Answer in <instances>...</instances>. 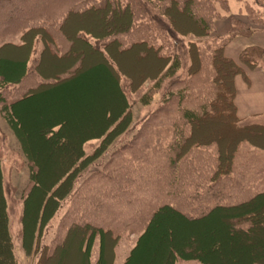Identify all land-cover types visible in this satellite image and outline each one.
Here are the masks:
<instances>
[{"label":"trees","instance_id":"1","mask_svg":"<svg viewBox=\"0 0 264 264\" xmlns=\"http://www.w3.org/2000/svg\"><path fill=\"white\" fill-rule=\"evenodd\" d=\"M225 2L226 0H0V38L19 36L20 41L18 45L5 42L0 46V54L6 48L21 51L28 46L22 72L17 81L11 84H22L27 81L31 83L30 77L34 76V74L36 76L39 75L43 79L36 80V84L32 82L34 85L22 84V88L19 87L22 91L17 94V89L19 88L10 89L11 92L3 91L1 87L6 85L8 80L0 73V118L5 121L14 134L18 147L27 160V184L20 195L22 212L19 221L21 226L19 233L24 255L26 257H35L34 264H42L43 260L54 257L56 252L65 246L70 236L81 240L79 250L81 253H85L86 264H91L89 259L90 247L95 239H98L100 244V257L96 264H101V248L103 249L104 242L107 243L108 252H110V264H113L115 246L121 240V233H127V231L125 228L116 230L114 226H107L113 221L115 216H119L118 212L116 215L114 213L110 219L105 214H96V211L102 206L108 205L109 207L113 203L119 202L122 191H119L116 186L114 187V178L116 176H112L116 174L115 172H117L116 170L119 167L126 164L123 167H127L130 172L133 169L131 174L122 173L117 175L119 178L116 180L117 182L125 183L126 186L128 183L134 182L133 189H140L137 179L141 182L143 181L142 176L149 178V172H143L140 175L135 171L136 168L131 162L125 163L119 150L113 151L108 161H105L101 168L89 173L74 189L77 177L88 165L87 159H90L89 156L86 158L82 156L79 146L75 151L69 148L64 151L66 156L62 162V167L58 171L64 169V167L67 168L52 183L46 185V182V184L42 182L45 176L40 165L32 157L26 146L17 109L28 98L34 96L39 88L53 87L73 77L74 74L72 75V72L80 66L87 50L97 55L100 62L110 70L116 80V89L122 99V109L119 113L121 116L120 120L117 118L118 123L115 122L113 124L114 134L126 132L131 122V111H126L128 110L127 107H129L126 98L128 92L138 94L145 80L151 81V87L147 88L140 98L141 103H149L154 99L155 93L159 92L164 86V83L171 79L170 87L164 92L160 104L151 111V116H157L158 119H155V124L149 128L152 131L153 142L150 144L146 143V145L159 147L160 149L155 148L156 152L158 155L165 156L166 165L165 163L159 164L158 168L167 167L165 174H168L167 184L170 189L166 193L169 199L157 204L152 209L150 208L151 210H147L148 206H146L147 208L143 207L134 210L137 215L142 216L144 219L139 225L141 226L140 229H137L141 233L137 237L135 246L131 249L129 258L133 256L143 236L161 214L170 213L186 222L198 223L222 211L223 217L229 223L231 233L250 235L255 230L254 235L257 237L260 234L264 235V222L259 221L261 215L257 211V207H255V201L264 196V188H258L248 198L233 203L224 201L230 200V195H224L221 189L223 186L218 183L221 178H226L229 175L233 176L236 172L234 164L237 154L246 145L249 146L253 153L257 154L258 152L261 155V159L256 169H253L252 163L254 162L252 159L256 158H246L242 171H239V177L243 178L242 176H244L247 179L243 182L239 181L238 184H236L237 181L235 184L232 183L231 189H240L246 184L249 186L247 189L249 193L250 191L248 190L252 189L250 185H256L261 182L259 179L263 176H259V173L264 170V145L260 146L251 142L252 140L248 136L249 133L254 134L259 130H264V124H239L237 117H235V106L231 100L233 96L232 90L234 89L233 77L239 72H243V70L237 65L236 61L224 55V48L231 38L251 32L249 23L239 22V25L232 23L230 33L227 36L210 37L213 31L214 15L217 17L214 4H225ZM26 3H30V5ZM94 13L104 15L105 28L110 33L103 36H114L113 39L107 40L102 46L94 45L87 39V37L93 38L96 36L95 32L86 29H76L73 34H70L67 28L69 23L70 27H76L75 21L77 18H89ZM180 16H183L188 21V24L182 23L179 28L176 23H178L177 20H179ZM185 25H189L187 29L184 28ZM119 36H123L125 39L122 41ZM177 37H194V39L186 40L187 42L184 45V52L188 57L189 63L185 66V77L179 79L177 78V72L183 66V59L178 54L177 46L179 43L176 41L178 40ZM35 38H38L43 46L39 58L35 59L36 61H34V64L32 63L31 67H28L26 63L31 52L32 41ZM95 38L101 40L99 36ZM195 39L200 41L209 39L210 41L203 42L200 47ZM56 43L57 48H55ZM112 50L119 54L135 51L138 53L137 58L139 60L150 56V59L157 66L160 63L162 65L154 75L146 74L141 75L140 78L132 79L121 69L119 62L112 55ZM263 53V49L259 46H247L241 50L240 60L246 66L253 67ZM44 55H47L50 60L62 61L64 58H68L66 64L68 68L63 71H66V74L64 73L65 75H63V72H59L56 77L48 78L46 81V78L42 76L39 70V65L43 62ZM203 75L209 82L205 87L196 84L197 80H201L199 76L201 78ZM225 78L228 79L227 86H225ZM122 80H125L124 85ZM178 81H183V83L176 90L173 86ZM24 86L28 88L25 90ZM13 90L14 92L12 93ZM175 96L178 99L176 103L173 102V97ZM112 112L111 114L108 113V116H112ZM149 116L146 115L144 121ZM220 116L226 117V119L231 117L234 128L232 130L235 132L233 137L227 138V136H222L220 133L217 136L219 139L214 138L205 143L193 139L194 124L200 127L201 123L210 122L209 120L213 118L219 119ZM166 117H168L169 122L163 124ZM158 127L164 131L162 134L166 132V142H164L165 134L154 133L159 131L157 130L159 129ZM59 132L60 124L55 125L54 123L44 138L50 139L51 136ZM95 136L88 135L84 139ZM115 139L113 138L110 141L112 142ZM0 140L2 141L3 137H0ZM222 140L226 141L223 154L221 153L222 144L220 143ZM110 141H107L105 145L101 143L97 147L95 150L96 156L102 155L107 150V147L111 144ZM212 146L216 152V164L210 176L209 172L199 173L194 167V161L180 166V163L186 157H189L191 151ZM77 152H79L78 155ZM70 157H74V159L69 164ZM135 162L133 161V163ZM135 166H137V163H135ZM106 168H109V170ZM153 173L160 175L155 170ZM182 186L190 190L189 195H187L189 196V201H197V205H193L186 210L196 209L195 212L183 210L179 204L170 200L172 197L185 193ZM183 196L186 195H181V197ZM133 197L135 198L130 199H134L135 203L141 199L140 196ZM65 199H68V207L59 219L56 235L49 244H42L51 221ZM177 200L180 201V198ZM35 201L38 202V205L34 211V219L31 221L28 210L31 203H35ZM124 203L129 204L126 207L131 205L128 199L124 200ZM146 211H148L147 214L145 213ZM90 216H92L91 220H89ZM8 217L4 176L0 162V228L3 231L0 250L2 261H0L3 264H17L13 252L12 239L9 234ZM98 219L100 220L98 221ZM134 221L132 219L126 221L127 227L136 228V222ZM133 231H136V229ZM176 248V246L171 245V252L165 257V264H176L177 261L205 264V261L199 256L195 254L188 255L189 251L195 250L196 245L194 243H191V247L184 246L181 252ZM128 260L126 263H128ZM248 264L264 263L252 261Z\"/></svg>","mask_w":264,"mask_h":264},{"label":"rangeland","instance_id":"2","mask_svg":"<svg viewBox=\"0 0 264 264\" xmlns=\"http://www.w3.org/2000/svg\"><path fill=\"white\" fill-rule=\"evenodd\" d=\"M26 4L30 5V3ZM214 7L217 17L214 15L213 31L210 37L227 36L230 33L232 23H237L238 25L239 22L249 23L248 25L251 32L246 35H239L231 38L224 48V55L236 61L238 63L237 65H239L243 70V72H239L233 77L234 89L232 90L233 96L231 100L235 106V117H237L239 124H264V112L248 114L245 109H238L236 104L247 103L250 101L255 103L257 99L262 98L260 96L257 98V95L259 94L257 90L259 88L258 86L263 88L264 84V53L260 56L257 63H255L256 65H253V67L243 64L240 60V53L241 50L252 45L259 46L264 51V0H226L225 4L216 3L214 4ZM252 19H255L256 21ZM179 20H177L178 23H176L179 28L182 23L185 24L188 22L183 18V16H180ZM69 25L70 23L67 25V28L70 34H73L76 29H86L95 32L96 36H99V38L101 37V40H97L98 38H95L96 36L93 38L87 37V39L94 45L97 44L98 46H102L107 40L114 38V36L111 35L103 36L110 33V31L105 28L104 15L94 13V15L89 18H77L75 21L76 27L74 28ZM188 26L189 25H185L184 28L187 29ZM6 37L7 38H0V46L5 42L17 45L20 43L19 36ZM119 38L122 41L125 39L123 36H119ZM177 39L178 40L176 41L179 43H177L178 54H180L183 59V66H181L182 68L177 72V78L179 79L185 77V66L189 63L188 57L184 52V45L189 39H194V37H177ZM195 41H197L200 46L203 42L210 40L203 39L200 41L195 39ZM255 42L256 44H252ZM42 46V42L38 38H35L32 41L31 52L26 63L28 67H31L32 63L34 64V61H36L35 59L39 58ZM56 46L57 43L55 44V48H57ZM27 50L28 46L23 48L21 51L6 48L1 52L0 73L8 80V83L1 87L4 92H11L10 89L14 88H22V84L34 85L37 81L42 79L39 75L38 77L34 74V76L32 75V77H30L31 83L27 81L22 84H11L12 82L17 81L20 73L22 72ZM112 55L119 62L121 69L132 77V79H136L137 77L140 78L141 75L143 76L146 74L154 75L162 65V63H160V65L157 66L152 59H150V56L146 59L139 60L137 58L138 53L135 51H130L126 54H119L112 50ZM67 60L68 58H64L62 61L50 60L47 55H44L43 62L39 65V70L47 81L48 78L56 77L59 72H63L64 69L68 68V65L66 66ZM65 72L62 74L65 75ZM72 75L73 77L60 83L59 85L42 89L39 88L36 90L34 96L28 98V100L22 103V106L18 107L17 113L21 119L22 136L26 141V146L31 152L32 157L40 165L42 173L45 176L44 181L42 182H44V184L47 183L46 185L52 183L56 177L67 168L64 167V169L58 171L62 167V162L66 156L64 151L68 150V148L75 151V149L79 146V149H81V153L83 154L82 156H84V158L89 156L90 159H87L89 162L88 165L85 167L80 176L77 177L74 183V189L89 175V173L101 168L103 163L108 161L113 151L120 150L122 160H124L125 163L131 162L134 168H136L135 171H137L140 175H142L143 172H149V178H144L142 176L143 181L140 182V180H136L138 187L140 188L136 190L133 189L134 182L128 183L126 186L125 183L116 181L119 178L117 175L122 173L131 174L133 170L132 169L130 172L127 167H123L126 164L119 167L116 170L117 172H115L116 174L112 175L116 176L114 178V187L116 186L119 191H122L119 202L113 203L109 207L108 205L102 206L96 211V214L102 213L109 218L114 213L116 215L118 212L119 216H115L113 221L110 222V224H107V226H114L116 230L125 228L127 231V233H121V240L115 246L113 252V264H165V257L171 252V245L176 246V249L181 252L184 246L191 247V243H194L196 248L194 251H189L188 255L195 254L199 256L203 261H205V264H248L252 261L264 263V235L260 234L257 237L254 235L255 230L251 232L250 235L231 233L229 223L227 219L223 217L222 211L215 213L208 217V219L198 223L186 222L181 220L178 216L170 213L161 214L158 216V220L156 219V222L153 223L148 232L143 236V239L133 256L129 258L131 249L135 246L137 237L141 233V231L138 232L137 229H140L141 226L139 225L144 219L142 216L140 217L137 215V212L134 210L138 208L141 209L143 207L147 208L146 206H148L147 210L150 208L152 209L157 204L169 199L166 193L170 189V186L167 184L168 174H165L167 167L158 168L159 164L165 163L166 165L167 161L164 158L165 156L163 157L162 155H158L156 152L155 148L159 147L149 145L153 142L152 131H150L149 128L155 124V119H158L157 116H151V111L156 109L160 104L164 92L170 87L171 79L164 83V86L159 90V92L155 93L154 99H152L149 103H141L140 98L144 91L151 87V81L145 80L143 87L139 90L138 94L128 92L126 94V98L129 107H127L128 110L126 111H131V122L126 132L123 134H114L115 131L113 129V124L115 122L118 123L117 118L119 119L121 117L119 113L122 109V99L118 94L116 89V80L110 70H108V68L100 62L94 52L87 50L80 66L72 72ZM199 79L201 80H197V85L205 87L209 84L208 79L206 80L204 75L201 76V78L199 76ZM124 81L125 80H122L123 85L125 83ZM182 83L183 81H178L173 87L177 90V87H180ZM227 84L228 79L225 78V86H227ZM23 88L26 90L28 87L24 86ZM18 90H20V88L17 89V94L22 91ZM13 92L14 90L12 93ZM177 100V96L173 97L174 103H176ZM111 112L113 115L108 116V113L111 114ZM146 115L150 116L146 121H144ZM103 118L107 119V121L101 122ZM167 118L168 117L164 119L163 124L169 122ZM209 121L210 122L205 121L201 123V126L199 125L200 127H197V125L194 124V140L205 143L214 138L217 139V136L220 133L222 136H227V138L233 137V134H235L232 130L234 128L231 117L230 119H226V117L220 116L219 119L213 118ZM54 123L55 125L60 124V132L51 136L50 139H45L44 137L46 133H49L50 128L54 125ZM158 128L159 129L157 130L159 131L153 130L155 131L154 133L162 134L164 131H162L160 127ZM164 134V142H166L167 134L166 132ZM88 135L96 136L84 139V137ZM248 136L252 140L251 142L260 146L264 145V130H259L254 134L249 133ZM0 137H3V140H0V162L2 164L4 176L5 197L9 215L8 227L13 243V252L16 257L17 264H34L35 257H26L24 255L19 233L21 227L19 221L22 212L20 195L27 184V160L22 155L14 134L1 118ZM113 138L116 139L111 142L110 140ZM107 141L111 142V144L107 147V150L102 155L96 156L95 150L97 147H99L101 143L102 145H105ZM147 142L149 143V147L146 145ZM225 142L226 141L224 140L220 142L222 144V154L224 152ZM78 153L79 152H77V155ZM215 157L216 152L213 146L193 150L189 154V157H186L183 162L180 163V166L182 164L187 165L190 161H194V167L199 173L209 172L208 174L210 176L215 168ZM246 158H256L252 159L254 162L252 163V168L256 169L257 164H259V160L261 159V155H259L258 152L257 154L253 153L247 145L239 150V154H237L234 164L236 172L234 171L235 173L233 176L229 175L226 178H221L218 182L223 186L221 189L224 195H230V200H224L225 202L235 203L237 201H241L251 196L256 189H261L262 187L264 188V170H262L259 173V176H263L262 178L259 177L261 182L256 185H250L252 189L248 190L250 191L249 193L247 192L249 186L246 184H244L240 189H231L232 183L235 184L237 181L236 184H238L239 181L243 182L247 179L244 178V176H242L243 178L239 177V171H242L243 164L245 163L244 160H246ZM73 159L74 157H70L68 163L70 164ZM133 161H136L135 163H137V166H135ZM106 169L109 170V168ZM182 169L186 170L184 168ZM151 170L157 171L160 175H155V173ZM125 179H127V177H125ZM111 182L113 181L111 180ZM182 187L183 192L185 193H181V195L186 196L181 197L179 194L177 197H172L170 200L179 204L183 210L189 209L193 205H197L196 200L189 201L190 199H188L189 196L187 195L190 193L189 188L185 186ZM133 196H140L141 199L135 203L134 199H130L135 198ZM179 198L180 201L177 200ZM127 199L131 204L128 207H126V205L129 204L124 203V200ZM67 200L68 199H65L63 201L55 217L51 221L49 229L46 231L42 240V244H49L56 235L59 219L68 207ZM33 202L28 210L29 219L31 221L34 219V211L38 205L37 201H35V203ZM255 204L257 211L261 215V219L259 218V221L264 222V196L255 201ZM186 211L195 212L196 209ZM145 213L147 214L148 211ZM91 219L92 216L89 217V220ZM131 219L133 221L135 219L134 222H136V228L131 227V229L127 227L128 225L126 221ZM99 220L100 219H98V221ZM135 229L136 231H133ZM2 237L3 231L0 228V250ZM67 240L68 241L65 246L58 250L54 257L52 256V258L43 260L42 264H86L85 253L83 254L79 250L81 240H78L73 236H70ZM107 246V243L104 242L103 249L101 248V264H110V252H108ZM90 248V263L96 264L100 257L99 240L95 239ZM185 254H187V252H185ZM1 257L2 256L0 254V260ZM127 260L128 263H126ZM1 261L0 264H3ZM194 263L195 262L191 261H177L176 264Z\"/></svg>","mask_w":264,"mask_h":264},{"label":"crops","instance_id":"3","mask_svg":"<svg viewBox=\"0 0 264 264\" xmlns=\"http://www.w3.org/2000/svg\"><path fill=\"white\" fill-rule=\"evenodd\" d=\"M252 44H256L255 43H252ZM262 74V73H260ZM264 75V74H263ZM264 77V76H263ZM258 95H257V98L260 96L262 98H259L257 99V101L254 103V102H247V103H236L237 106H238V109L240 110H246V113L250 114V113H260V112H264V84H263V88L258 86ZM262 124V123H261ZM261 151V150H260ZM264 153V152H263Z\"/></svg>","mask_w":264,"mask_h":264},{"label":"bare ground","instance_id":"4","mask_svg":"<svg viewBox=\"0 0 264 264\" xmlns=\"http://www.w3.org/2000/svg\"><path fill=\"white\" fill-rule=\"evenodd\" d=\"M108 106H110V105H108ZM101 122H105V118H103V120H101ZM103 124V123H102Z\"/></svg>","mask_w":264,"mask_h":264}]
</instances>
